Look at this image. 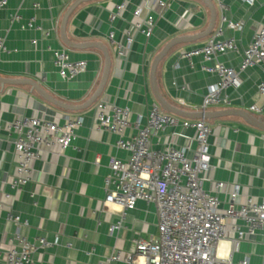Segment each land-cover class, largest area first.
<instances>
[{"label":"crops","instance_id":"obj_1","mask_svg":"<svg viewBox=\"0 0 264 264\" xmlns=\"http://www.w3.org/2000/svg\"><path fill=\"white\" fill-rule=\"evenodd\" d=\"M123 1L9 0L0 9V38L5 39L6 46L0 57V125L4 128L22 116L45 117L60 125L64 124L65 116L83 118L73 144L64 151L55 145L43 152L33 163L30 184L0 210V264H8L6 254L16 233L37 246L32 256L36 264H97L115 253L132 252L136 237L149 240L158 236L159 220L154 204L139 201L124 218L121 206L104 207L105 178L110 172V162L114 157L126 160L129 154L116 148V135L97 130L94 108L101 100L129 107L131 122L140 119L146 124L151 106L158 104L152 81L156 56L175 38L204 33L210 24L211 10L201 0H163L168 8L162 16L157 14L159 7L153 6L157 21L152 36L134 34V44L119 58L108 34L113 29L115 40L125 42V34L135 21L133 10L148 0H126L128 10L111 24V13ZM223 1L228 8V19L243 24L241 30L226 28L224 38H232L239 48H246L258 27L264 24V0H258L254 6L239 0ZM211 2L217 15L212 33L169 50L157 69V90L169 104L185 112L242 110L264 121V111L256 113L250 109L252 105L264 106V96L258 92L264 73L257 67L241 75L243 85L238 93L229 91L234 99L231 106L202 108L204 96L218 83V77L202 71L201 57L189 61L181 53L203 45L219 27L221 8L216 0ZM15 14L21 16L20 23L13 20ZM146 14L147 10L143 9V15ZM31 18L36 19L34 28L23 29L22 25H27ZM65 41L77 47H70ZM62 50L67 51L71 61H86V71L71 80L63 79L54 64L55 53ZM219 60L238 68L241 52H232ZM200 120L212 129L211 168L206 174L208 181L204 189L215 192L224 202L223 207H227L228 192L234 185L240 188L237 207L250 198L261 202L264 199V131L250 126L239 116ZM193 133L187 131V134ZM169 134L167 131L154 138L153 146L161 149L169 140L179 147L186 145L185 139L175 136L170 139ZM14 148V137L3 131L0 201H5V193H14L10 184L19 160ZM218 182L228 184V192L215 190L214 183ZM9 213L27 220L29 225L17 226L8 220ZM121 219V230L111 233V226ZM43 237L49 246L39 245ZM234 237L230 233L218 243L216 252L220 258L230 257L237 263L248 256L249 264H264V228L255 237L241 242L237 252L231 251Z\"/></svg>","mask_w":264,"mask_h":264},{"label":"built area","instance_id":"obj_2","mask_svg":"<svg viewBox=\"0 0 264 264\" xmlns=\"http://www.w3.org/2000/svg\"><path fill=\"white\" fill-rule=\"evenodd\" d=\"M9 0H0V9L8 5ZM221 8V23L216 32L201 46L187 49L181 57L189 61L193 58L203 59L202 71L218 77V83L211 86L203 98L202 108L214 106H231L234 99L229 91L238 93L243 85L241 75L251 67H257L264 73V24L255 32L246 48H239L236 40L224 38L226 28L241 30L242 23H235L226 16L228 10L223 0H216ZM254 6L258 0H239ZM157 5L158 15L162 16L168 8L163 0H148L133 10L135 21L132 29L126 32L125 42L115 40L112 29L108 39L113 44L119 58L125 56L134 44V34L150 38L156 26L153 6ZM129 2L123 1L116 6L110 15L114 24L121 13L128 10ZM143 9L147 14L143 15ZM15 22L22 18L13 16ZM36 19L31 18L22 28H34ZM33 41V44H36ZM6 51L5 39L0 38V57ZM232 52H241V63L238 68L222 63L219 58ZM54 64L60 76L71 80L87 69L86 61H71L67 51L55 53ZM258 92L264 96V80L258 85ZM251 111L263 113V108L252 105ZM94 121L97 130L107 131L117 136L115 146L129 154L126 160L112 158L110 172L105 178L106 199L104 207L119 205L122 217L134 210L139 201L154 204L158 213V236L149 240L140 237L133 239V251L120 252L110 256L105 262L97 264H115L124 261L127 264H249V257L235 263L228 258H220L216 249L219 242L226 240L228 234L234 233L231 240V251L237 252L241 242L253 238L257 231L264 228V199L257 203L251 198L240 206L236 201L240 193L238 185L230 192L228 184L214 183L215 190L225 189L229 194L223 207V201L213 191H206L204 183L208 181L207 172L211 168L209 139L211 127L204 120L190 121L164 112L155 103L151 106L146 124L140 119L131 122L129 107L101 100L94 108ZM64 124L45 117L22 116L2 127L3 131L14 137V151L18 157V168L11 181L13 194L5 193V201H0V210L5 202L14 200L32 181L33 163L43 152L58 145L62 151L68 149L76 138V129L83 124L81 116H65ZM193 131V135L187 131ZM170 131V139L175 136L186 140L185 146H177L171 140L155 148L153 139ZM35 197L34 194L31 195ZM8 220L17 226H28L20 216L8 214ZM123 219L112 225L110 232L121 230ZM239 222H242L240 224ZM11 247L6 254L8 264H36L33 253L37 246L20 233L10 240ZM41 247L50 244L46 238L39 239ZM142 258L143 263L138 260Z\"/></svg>","mask_w":264,"mask_h":264},{"label":"water","instance_id":"obj_3","mask_svg":"<svg viewBox=\"0 0 264 264\" xmlns=\"http://www.w3.org/2000/svg\"><path fill=\"white\" fill-rule=\"evenodd\" d=\"M203 1L205 4H207V6L210 8L211 10V20H210V24L208 29L202 33L199 34L197 36H188V37H181V38H175L174 40H172L169 44H167V46L156 56L154 62H153V66H152V81H153V87L155 90V95H156V99L158 102V105L161 107V109L169 114L181 117V118H185V119H192V120H200V119H211L214 117H222V116H239L241 117L247 124H249L252 127L258 128L262 131H264V121L261 118H256L253 115L242 111V110H226V111H221V112H216V113H208V112H195V113H189V112H185L171 104H169L158 92L157 87H156V73H157V69L158 66L160 64V62L163 60V58L167 55V53L169 52V50L171 48H173L174 46H176L177 44H181V43H187V42H195L199 39L202 38H206L208 37L216 24V11L213 7V4L211 2V0H201ZM66 20L67 18H65L64 24H66ZM70 47H77L73 44L68 43L67 41H65ZM109 65V60H107V66Z\"/></svg>","mask_w":264,"mask_h":264}]
</instances>
